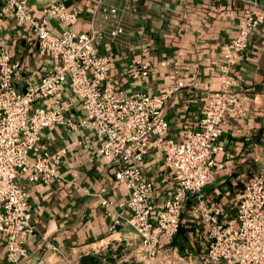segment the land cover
<instances>
[{"label": "built area", "instance_id": "1", "mask_svg": "<svg viewBox=\"0 0 264 264\" xmlns=\"http://www.w3.org/2000/svg\"><path fill=\"white\" fill-rule=\"evenodd\" d=\"M126 8L98 0L86 32L74 30L81 16L77 8L55 1L36 20L28 9V0H3L0 32L7 17L20 26L29 25L36 36L37 48L52 61L51 70L22 91L15 86L21 66L0 47V236L5 241L7 264H23L29 257L25 242L33 233L28 189L19 182L50 184L58 178L57 168L65 149L49 153L41 142V133L55 125L92 132L98 152L113 170L114 183L128 192L127 217L116 213L103 198L106 189L93 195L99 199L111 219V230L131 228L141 240L148 264H178L179 257L171 242L183 220L198 223L207 236L200 264H264V170L254 174L235 205V215L225 218L224 208L206 200L202 190L213 181L221 167L216 156L222 125L227 114L242 115L241 97L236 94L234 68L249 48L250 37L264 24V9H247L238 22L235 36L226 45L219 67V86L204 94L198 126L182 129L178 142L168 136L165 106L170 96L185 87L181 79L160 95L143 92L128 94L116 89L109 79L110 60L100 55L103 32L97 21L112 22L108 31L112 40L123 35L121 18ZM56 21L65 26L58 34L48 31ZM132 81L142 83L150 74L147 64L133 61L128 65ZM70 97L64 99V90ZM79 101L84 115L77 122L66 114L72 99ZM42 102V106H35ZM161 152L175 187L159 211L153 206L154 185L141 171L145 157ZM189 199L191 203L187 205ZM224 216V217H223ZM36 264H71L76 258L47 244ZM77 264V262H76Z\"/></svg>", "mask_w": 264, "mask_h": 264}, {"label": "crops", "instance_id": "2", "mask_svg": "<svg viewBox=\"0 0 264 264\" xmlns=\"http://www.w3.org/2000/svg\"><path fill=\"white\" fill-rule=\"evenodd\" d=\"M77 8L81 16L74 30L90 29V19L98 0H28V9L40 21L44 8L51 2ZM107 4L126 8L121 18L123 35L112 40L108 31L112 22L97 21L103 32L100 55L110 60L109 79L113 86L128 94L143 92L162 94L181 79L185 87L176 90L165 106L168 136L175 142L182 129L198 126L204 94L219 86V67L226 45L235 36L237 24L247 9H264V0H105ZM3 0H0V12ZM47 29L53 34L65 26L50 21ZM0 47L21 66L16 88L37 82L51 70V58L37 48V39L29 25H18L7 17L0 32ZM142 61L150 70L142 82H134L128 65ZM241 99L242 115L227 114L222 125L219 145L223 152L216 156L221 165L213 181L203 190L206 200L224 208L225 218L235 215V205L254 174L264 170V24L249 40V48L234 68ZM65 100L70 97L64 90ZM42 106V102L33 105ZM84 115L80 103L72 99L66 114L77 122ZM41 142L49 153L65 149L57 168L58 178L50 184L19 182L28 189V203L34 231L25 242L29 255L23 264H36L47 244L61 248L68 256L90 258L97 264H148L140 247V239L131 228L110 229L111 219L99 199L93 195L103 188V198L112 203L117 214L127 217L120 208L128 199L123 186L114 183L113 170L98 152L99 144L88 130H73L55 125L41 133ZM141 171L154 185L153 206L159 211L174 190L161 152L149 153ZM189 199L187 205L191 203ZM223 216V217H224ZM207 246V236L198 223L183 220L170 248L175 250L178 264H200ZM5 241L0 236V264L5 261ZM157 264H161L159 260Z\"/></svg>", "mask_w": 264, "mask_h": 264}, {"label": "trees", "instance_id": "3", "mask_svg": "<svg viewBox=\"0 0 264 264\" xmlns=\"http://www.w3.org/2000/svg\"><path fill=\"white\" fill-rule=\"evenodd\" d=\"M98 263V260L95 256L93 257H90V258H81L80 260V264H97Z\"/></svg>", "mask_w": 264, "mask_h": 264}, {"label": "rangeland", "instance_id": "4", "mask_svg": "<svg viewBox=\"0 0 264 264\" xmlns=\"http://www.w3.org/2000/svg\"><path fill=\"white\" fill-rule=\"evenodd\" d=\"M140 239V238H139ZM140 246H141V240H140ZM68 256V255H67ZM76 262H77V264H80V257L79 256H77V258H76ZM76 262H71V264H76ZM159 262L161 263V264H165V261L164 260H159ZM170 264H172V262L170 263Z\"/></svg>", "mask_w": 264, "mask_h": 264}]
</instances>
